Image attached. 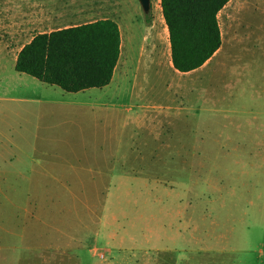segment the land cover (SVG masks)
Returning <instances> with one entry per match:
<instances>
[{
  "label": "rangeland",
  "instance_id": "374dc122",
  "mask_svg": "<svg viewBox=\"0 0 264 264\" xmlns=\"http://www.w3.org/2000/svg\"><path fill=\"white\" fill-rule=\"evenodd\" d=\"M242 3L191 73L140 57L168 43L141 6L105 89L47 96L1 58L0 264H264V17Z\"/></svg>",
  "mask_w": 264,
  "mask_h": 264
},
{
  "label": "trees",
  "instance_id": "16d2710c",
  "mask_svg": "<svg viewBox=\"0 0 264 264\" xmlns=\"http://www.w3.org/2000/svg\"><path fill=\"white\" fill-rule=\"evenodd\" d=\"M229 0H160L171 62L180 73L204 65L220 48L218 12ZM120 54V31L106 19L36 34L17 54L15 70L76 93L110 84Z\"/></svg>",
  "mask_w": 264,
  "mask_h": 264
},
{
  "label": "crops",
  "instance_id": "0c3cea01",
  "mask_svg": "<svg viewBox=\"0 0 264 264\" xmlns=\"http://www.w3.org/2000/svg\"><path fill=\"white\" fill-rule=\"evenodd\" d=\"M238 1L240 3L241 1H243V3L240 5H244V7H240L242 9L239 8V10H246V12H248V14L246 15L254 16L261 12V15L264 17V0H259L261 4L260 6H255L254 0H229L218 12L217 19L219 18V13L222 10L227 9L226 12H228L229 8H232V6L235 5ZM150 6V12L153 13L154 16L152 17V19L147 17L144 18L143 24L145 32H147L144 35V39L148 41H153V39H156V33L158 31L164 32L168 30L162 16L160 0H155L154 3L150 0ZM127 9L130 12L139 10L140 4L138 0H0V62L1 58L7 54L10 55L13 59V62L16 63L17 54L20 49L25 44H27L36 34L50 33L53 31L73 28L83 24H88L98 20L106 19L116 22L119 27V61V59L123 55L125 46L121 22L124 18ZM14 32L17 33L19 39H22L24 36H26L27 32L36 33L32 34L30 39L24 44H22L18 49L13 50L12 48H10V46L13 45L15 42H18L16 40L10 41L15 36L14 34H12ZM7 33H10V37L7 36ZM222 42L223 40L221 33V44ZM156 49V46H153L152 49L147 46L146 48H143L141 50L140 57L142 58L144 55L149 58L148 61L150 62L153 60L154 62H160L170 59V65L172 66L171 51L169 50V35L168 43L167 41H164L162 43V51L164 52L159 55L156 53ZM220 49L221 46L204 65L191 72L202 69V67L207 65L211 61V59H213V57H215L219 53ZM113 77L114 73L110 83L113 82ZM31 78L35 79L33 77ZM30 83L33 82L30 81ZM40 83L42 85L41 91L44 95L47 96H51L52 93H56V91H58L56 89H60L57 86L47 85L42 82ZM109 85L104 86L102 88H90L82 90L74 94L83 93L91 89H105ZM66 93L68 94V92Z\"/></svg>",
  "mask_w": 264,
  "mask_h": 264
},
{
  "label": "water",
  "instance_id": "95a60500",
  "mask_svg": "<svg viewBox=\"0 0 264 264\" xmlns=\"http://www.w3.org/2000/svg\"><path fill=\"white\" fill-rule=\"evenodd\" d=\"M138 2L145 13L150 11V0H138Z\"/></svg>",
  "mask_w": 264,
  "mask_h": 264
}]
</instances>
